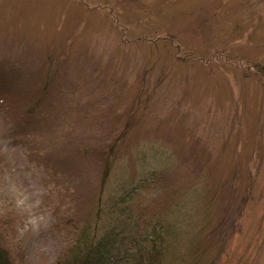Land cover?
I'll use <instances>...</instances> for the list:
<instances>
[{"label":"rangeland","instance_id":"obj_1","mask_svg":"<svg viewBox=\"0 0 264 264\" xmlns=\"http://www.w3.org/2000/svg\"><path fill=\"white\" fill-rule=\"evenodd\" d=\"M2 219L14 264H264V0H0Z\"/></svg>","mask_w":264,"mask_h":264},{"label":"trees","instance_id":"obj_2","mask_svg":"<svg viewBox=\"0 0 264 264\" xmlns=\"http://www.w3.org/2000/svg\"><path fill=\"white\" fill-rule=\"evenodd\" d=\"M126 198L123 196L121 200ZM125 209L122 207L121 210ZM4 222L5 219L0 221V227H3ZM84 233L85 231L81 235ZM157 233H160V229ZM117 235L121 237L117 238ZM83 236L86 243L82 244L76 240L75 245L66 252L67 255L64 253L62 257L60 256L56 264H155L158 248L153 245L154 239L145 235L144 231L138 237H130L127 244L122 231L119 233L112 231L96 241L92 238L87 240L86 235ZM0 264H14L3 236H0Z\"/></svg>","mask_w":264,"mask_h":264}]
</instances>
